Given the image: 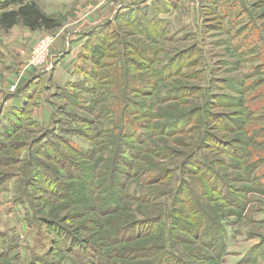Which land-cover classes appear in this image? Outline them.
I'll return each instance as SVG.
<instances>
[{"label":"rangeland","instance_id":"374dc122","mask_svg":"<svg viewBox=\"0 0 264 264\" xmlns=\"http://www.w3.org/2000/svg\"><path fill=\"white\" fill-rule=\"evenodd\" d=\"M25 1L34 2L44 15L58 22L57 25L59 26L55 31L38 30L36 32L19 25L9 31L0 28V112L10 113L13 110L12 106H16L12 118L0 119V231L6 234L8 242L20 246L18 253L23 256L18 259L17 254L12 252L11 256L6 255L4 259H0V264H34L30 258L32 253L45 255L46 251L51 249L52 238L47 235L46 227L42 225L41 220L48 217L51 210H59L60 207L67 206L64 204H69V202L62 200V202H59L55 197L44 193L43 191L48 190V181L36 180L35 172L41 170L49 174V179L56 185L64 181L73 184L80 178L85 179L88 174V167L92 165H88V163H84L78 158L77 161L75 160V165H73L71 159L67 163L66 156H59L52 151L62 149L69 157L76 158L70 150V146L64 143L65 137L72 136L83 149H93L94 147L100 151L97 154L98 158L96 155L97 162L93 182L95 195L92 197L94 202L90 203L92 207L87 216L91 219L102 220L103 223L110 220L108 219L110 217L108 214H100L98 210L99 202L96 200L100 198L102 191L106 189H98L97 185L98 183L111 181V178L106 176L105 172L109 168L111 172V164L113 163L111 160L117 154L115 152L117 141L112 139L115 136L113 135L110 139L112 142L114 141L113 143H106L105 140L108 134H97L98 130H105L106 126H102V124L107 120H83L84 117L89 118L92 116V114L89 115L91 111L88 113L75 104V101H79V99H92L93 95L70 86L71 84H82V82L91 85L93 81L91 82L88 79L84 71L88 68V64L92 69L93 67H101L100 62L102 59H104V63L110 62L111 59L108 58L110 52L108 54L104 52V54L93 55L91 52L93 45H89L90 48L86 47L85 53L82 52L86 43L84 36L98 28V26L106 24L109 15L105 14L107 15L103 18V21H105L94 26L99 22V7H90L79 1L67 4L62 3V0ZM240 1L245 2L246 15L236 23L238 28H243L248 24L244 33L248 35V39H243L244 35H241L239 40L243 39L244 45H248V42H254L259 48H257V51L262 52V63L257 59L252 62L251 59L245 61L240 51L232 48L237 40L232 37L233 34L232 36L228 35L225 29L221 28L222 24L224 25L230 19L222 21L217 15L211 14L208 11L210 8L209 0H175L174 6L171 7V9L174 7L173 11L165 17L167 31L173 36L164 42L155 41L153 37L157 33V24L151 18V13L144 14V16H149L151 19L142 18V15L136 13L134 19L130 17L118 20L119 30H115L118 33L117 38L116 34H110L112 29L111 32L108 31L115 38L114 42H117V39L120 38L126 49L130 51V48H132L135 52L132 57L125 58L128 60L127 68L130 69V60L134 66L129 76L130 79L132 77L136 80L135 85L137 88H143L144 80L150 74H153V71L150 70L151 65L145 59L146 53L142 50L151 48L152 53L157 55L159 60L155 65V70L167 65L168 61L189 65V68H184L182 71L179 66L174 67L172 70L168 67L170 68L169 74H176L181 71V75L168 77L166 78L167 82L161 81L162 78L158 79L160 88L170 86V81L175 82L176 85L178 84V87L198 86L201 89L196 93V97L189 99L188 102L196 101L197 103H193L195 106L201 105L202 99L199 100V98L204 94L206 101L208 100V103L211 104V107L205 108L204 117L210 119L212 113H220L219 116L224 114L223 122H221L223 124L219 126L218 132H208L214 134L213 137H217L219 140L213 138L208 142L204 141V145L196 151L197 157L200 160L202 159L206 165L199 167L200 172L183 173L186 185L183 189V195L177 194L178 192L175 191L178 181L177 176H179L177 173L182 172L178 167L183 163L185 156L188 157L195 151L196 141L199 142L200 138L195 139L194 134L181 133L177 131V128L176 133L174 131L167 133V135L170 134L169 139L165 138L164 132H161L154 139L155 141L164 140V142L170 144L172 150L169 156L159 155L161 156L159 157L155 154H145L142 155L143 160H139L141 165L153 162L154 165H160L162 168L169 169L170 173H175V178L170 180L168 184H164V194L169 193L164 199L159 200L155 205L132 200V197L143 195L150 191L152 187L147 184L149 177L147 174L131 178L132 169L130 167L132 165L130 164H137L138 161H130V156H126L125 159L120 158V160H123V166L126 169H123L122 173L120 172V176L112 177L116 178L117 182H124L117 185L116 190L114 187L121 200L119 212L111 217L116 223H124L128 220H135V222L153 221L160 218L161 215L167 214L173 230L174 226L184 228V232H175L176 235L183 238L188 237L186 235L193 234L195 231V220L201 215V212L198 216L194 214L196 210L201 211V209H204L205 214L212 215V211L217 209L219 212L226 213L225 217L228 215L224 219L228 225L226 261L224 262L217 255H215L217 257L213 256V253H207L201 241L193 243L191 238L187 247H177L183 258L187 257L186 263L189 264L191 262L193 264H238L241 260L243 261L241 264H264V221L260 222V220H264V166H260V158L255 153L264 154V109H260V106L264 103V70L262 73V70L258 67L264 64V0ZM131 2H136V0ZM164 5L169 6L168 4ZM1 13L2 11H0V15ZM117 13L116 11L112 18ZM91 18L93 19L92 23L89 22ZM248 18L252 19V22H248ZM14 29L16 31L24 30L25 39L22 43L13 33ZM189 33L196 34V38H193V36L186 37ZM54 37L56 43L50 47L45 60L37 63L38 60L33 58L35 46L40 45L44 38ZM102 38L100 37V39ZM56 44L62 46L60 55L68 54L69 56L68 60L60 65V60L56 62L57 59L52 57L51 49ZM196 44L201 46L199 52H194ZM104 48L105 45L103 44L102 50ZM19 50H22V52ZM81 54L85 62L81 60ZM72 59L73 63L71 64ZM202 59L212 69L211 78L208 81L205 78V67L199 65V61L202 62ZM113 67L107 68L104 66L100 71L113 72ZM251 67L255 72L260 69L261 74L253 75V70H249ZM196 71L198 73L194 75L195 77H186L189 73ZM248 72L251 76H248ZM120 75L123 74H119L118 77ZM114 76L112 79L117 78L116 74ZM89 77L92 78L90 75ZM153 78L156 80L155 76ZM107 82L110 81L108 80L104 84H107ZM130 85L132 86L131 83ZM112 87L108 84L104 88L111 89ZM182 93L184 97L186 92ZM18 94V101L15 102L13 98L15 99ZM165 103L162 107L156 108L161 112V115L166 114L165 108L172 104L169 101ZM212 104L217 108H213ZM176 106L180 109L172 106L176 109V114H182L185 108L182 101L178 100ZM94 110L95 108L92 111ZM61 114L69 116V119L76 120H68ZM56 115L60 116L59 118L66 123V133L62 135V139H52L51 147L43 149L37 146L34 153L29 152L28 149L31 144H37V141L46 132L50 131L52 121L56 120ZM26 118L30 119L27 120ZM197 118L201 119L203 117H200V113H198ZM30 120L34 125H31ZM182 121L185 122V120ZM135 122H131L129 127H132V123ZM139 122L144 123L148 120H140ZM150 122L151 124L157 123L154 120H150ZM100 126L102 127L100 128ZM221 127L227 130H222ZM86 132L92 136L90 142L85 138ZM80 134L83 135L80 136ZM204 139H208L207 136L206 138L204 136ZM130 140L128 139L127 142L134 145ZM102 141H104L103 144L99 143ZM109 145L114 147L112 157L109 155L111 154L109 152L112 151L110 150L112 147ZM227 163L231 165L230 168H228ZM84 168L85 172L83 173L81 169ZM55 174L59 175L58 178ZM212 174L214 177L215 175H221V182L228 181L229 186L236 191L233 195L235 204L231 202V199L221 201L214 196L220 177L214 178ZM74 176H77V179H73ZM85 180L90 182V178ZM91 180L93 181V179ZM23 181H28V185L31 186L27 191L30 193L28 196L34 209L28 204L26 208H23L22 205L18 206L13 202V199L16 198L15 187L21 186ZM123 186H125L124 189H122ZM157 188H160V186ZM179 195L180 202L177 205L174 200ZM72 200L70 199V201ZM176 208L183 211V213H180L181 217L175 214ZM63 211L58 221H64L65 223H61V226L69 230L89 222L88 218L86 220L81 217L77 213L79 211L73 208H70L67 212ZM171 215L173 218H171ZM175 217H177L176 220L179 219L180 221L174 223ZM28 221L33 225H30ZM162 230L164 232V229L161 228L157 236L162 235ZM84 235L88 236L87 233H84ZM193 236L195 238V234ZM64 239L68 240V238ZM145 241L148 240L134 241L133 243L136 244L133 247H137L136 249L139 246L144 248ZM7 246L6 241L0 237V253L3 250L5 251ZM148 246L150 245L148 244ZM251 248H253V253L249 254ZM79 250L78 247H70L69 250L54 257L59 258L64 263L77 264L76 255L79 254ZM150 250L152 249L149 247V250L146 251L147 255L139 257V260L134 263L156 264L153 258L149 257L151 255ZM144 251H141L139 256L144 254ZM87 255L89 256L88 264H92V262L98 264L100 262L93 260L95 256H92L91 253H87ZM52 258L47 257V260L50 261Z\"/></svg>","mask_w":264,"mask_h":264},{"label":"trees","instance_id":"16d2710c","mask_svg":"<svg viewBox=\"0 0 264 264\" xmlns=\"http://www.w3.org/2000/svg\"><path fill=\"white\" fill-rule=\"evenodd\" d=\"M175 0H139L132 4H130L128 7L121 9L118 11V13L112 18V20L106 22V24H103L101 26H98L95 30H93L90 33H87V35L84 36V39L86 43L83 47V53L86 51V47H89L93 45L92 48V54H108V58L111 59L109 63H104V59L101 60V67H96L90 69L89 64L88 68H86L84 71L92 82L90 85L87 82H82L76 85H70L72 88H78L81 89L87 93H90L93 95L92 99L84 100L79 99V101H75V104L78 105L80 108H82L86 112H90L92 116L89 118L84 117L83 120H98L103 119L107 120L104 121L102 126H106L105 130L97 132L98 135H107V138L105 140L106 143H113L116 139L117 143V150L115 151L117 154L116 156L111 160L113 163L111 164V172L110 168L107 169V172H105L106 176L111 178V181L108 183H98L97 187L98 189L105 188L106 190L102 191V194L98 200H96L98 203V210L100 214L102 215H109L110 220H107L106 222H102V220H96L95 218L91 219L88 218L87 215H89V210L91 209L90 203L93 201L92 197L95 195L93 182L95 179V171H96V155L100 152L98 149L94 148H86L83 149L80 147L76 141L68 135V137H65L64 143L68 144L70 146V150L72 153L75 154L76 158L69 157L65 154V151L62 149H54L53 152H56L59 156H66L67 163L70 162V159L73 162V165H75V160L77 161V158L84 161V163L92 164L87 170L88 174L86 175V178H90V182H88L85 179L80 178V180L74 182L73 184H70L68 182H61V184L56 185L54 182H52L49 179V174L42 172L41 170H37L35 172L36 180L39 181H48L47 182V188L48 190L43 191L44 193H47L57 201H67L68 203H65L64 207H60L59 210H51L48 214V217L43 218L41 220V223L43 226L46 227L47 235L51 236L52 242H51V249L46 251L45 255H37L36 253L31 254V261L33 260L34 264H68L64 263V261H60L59 258H55L59 253H64L65 251L69 250L70 247H78L80 248L79 254L76 255L77 257V264H88V255L87 253H91L92 256L94 255L95 258L93 260L100 261L98 264H135L136 260H139V257H143L146 254V251L149 250V247L152 249L150 258H153V261L156 264H189L186 263V258L181 255L182 253L178 252V246H185L187 247L189 245L190 239H193V243L196 241L203 244L205 249L207 250V253H213L223 259V261H226V257L228 253L227 247H228V225L227 221L224 220L228 217L224 216L226 213L219 212L217 209L212 211L211 214H205V210L201 209L196 210L194 209V214L197 216L199 213L201 214L199 217H197V220H195V231L193 234H188L186 236L188 237H179L175 234V232H184V228H179L174 226L171 227L169 217L168 215H161L160 218H156L153 221H141V222H135L134 221H126L124 223H116V221L112 220L111 217L115 216L117 212H119V207H121L120 203V195L119 193H116V187L117 185L124 183V182H117L116 178L112 177H118L120 176V172L124 171L126 167L123 166V160H120V158H124L126 156H130V161H138L137 164H130L132 165L130 169H132V172L130 173L131 178L137 177L139 175L147 174L149 175L147 179V184H149L152 188L150 191L143 195H136L135 197H132V200L144 202V203H150L154 204L158 203L159 200L164 199L169 193L163 192V189L165 188L164 184H168L170 180H173L175 178V173L171 172L167 168H162L160 165H154L153 162H150L148 164L141 165L139 160H143V156L145 154L150 155H163V156H169L170 151L172 150L169 143L164 142V140H154L158 135H160L161 132H164L165 138L169 139V135L167 133L174 131L176 133L177 131H180L181 133H184L186 135L194 134V138H200L199 142L196 141V147L195 151L192 152L188 157L185 156L183 163L180 164L178 167L180 171L178 181L176 184L175 191H177V194L183 195V189L186 186L184 183V176L183 173H193L195 171H201L199 167L201 165H206L205 162L197 157L196 151L201 148V146L204 145V141L212 140L214 138L219 140L217 137H213L214 134H210L208 132L214 131L218 132L220 129L219 126H221V122H223L222 118L224 117V114L220 113H212V118L207 119L205 118L204 110L205 108H208V106L211 107V104L208 103V100L206 101V98L204 94L199 98L202 99V104L195 106V102L189 103V99H194L196 97V93L201 89L200 87L195 86H181L178 87V84L176 85L175 82L170 81L171 85L166 86V88H160L158 79H161V81H166L168 77L172 76H179L181 75V71L184 68H189V65H184L180 63H172V61H168L167 65H163L160 69L155 70V65L158 63V56L154 55L152 53V49H142L145 51V59L148 61V64L151 65L150 70H152L153 74H150L149 77H147L144 80V87L139 89L136 87L135 83L136 80L134 78L129 76V73L131 75V71L133 69L132 62L130 60V69L127 68L128 60H126L125 57H132V55L135 54L133 52V49L130 48V51L126 49V47L123 44V41L118 38L117 42H114V37L110 34H116L117 38V32L119 30L118 26V20L120 19H128L132 17L134 19V15L136 13L142 15V18H149L154 19L156 22V30L157 33L153 35L155 38V41H167L172 37L173 35H170L167 31V22L165 20V17L170 15L173 11L172 6H174ZM164 4H168L169 6H165ZM209 12L211 14L217 15L222 21L225 19H230L222 24L221 28L225 29L226 33L228 35L233 34V38L237 40V43L235 45H232V48L236 51H240L242 54L241 56L244 58L245 61H254L257 59V61H261L262 63V52H258L256 44L254 42H248L249 44L244 45V40L246 39L248 35L244 34L245 30H247V25H245L243 28H238L237 23L239 19H241L243 16L246 15L245 12V2L243 3L240 0H209ZM241 5L243 8L241 9ZM17 7V8H14ZM244 9V10H243ZM0 11H2L0 15V28L9 31L12 30L16 26H22L27 29H29L32 32H36L38 30H45V31H55L59 25L58 22L55 20L47 17L44 15L37 5L30 1L26 2L25 0H0ZM207 12V11H206ZM151 18L149 16H144V14H150ZM144 16V17H143ZM140 18V16H139ZM252 19L248 18V22H250ZM231 21V23H230ZM233 22V23H232ZM252 22V21H251ZM112 29V32L110 31ZM116 30V31H115ZM108 31L111 33L109 34ZM91 35V36H90ZM241 35H244V38L239 40V37ZM115 36V35H114ZM192 37L196 38V34L189 33L186 35V37ZM100 37H103L100 39ZM158 39V40H156ZM187 39V38H185ZM248 39V38H247ZM113 41V42H112ZM103 44L105 45V48L102 50ZM109 46H108V45ZM90 45V46H89ZM113 46V47H112ZM110 49H109V48ZM139 48V47H138ZM137 48V49H138ZM201 48L200 45L196 44V47L194 49V52H199V49ZM259 49V48H258ZM137 51V50H136ZM195 54V53H194ZM90 55V54H89ZM258 56V58H257ZM107 57V56H106ZM249 57V58H248ZM81 60H83V56L81 54L80 56ZM248 58V59H245ZM84 61V60H83ZM85 62V61H84ZM184 63V62H183ZM202 65L205 67V78L208 81L209 78H211L212 69L208 65V63L202 59V62L199 61V65ZM106 66L107 68L113 67V72H109L107 70L101 72L100 69L102 67ZM179 66L181 68V71L176 74H169V69L171 70ZM170 67V68H168ZM263 73L264 70V64L258 66ZM148 66L146 67V69ZM98 69V70H97ZM260 69H258L257 72L253 70V67H251L249 70H253V75H259L261 74ZM208 70V72H207ZM83 71V72H84ZM198 72H191L189 75H186L187 78L195 77ZM202 73V72H201ZM250 72H248V76ZM116 74L117 78L112 79V77ZM119 74L120 75L118 77ZM200 74V73H199ZM92 76L91 77H89ZM156 77V80H154ZM246 76V75H244ZM115 77V76H114ZM97 80V81H96ZM107 84H104L106 81ZM203 80V79H202ZM141 81V80H140ZM85 83V84H84ZM132 84V86L130 85ZM35 84V83H34ZM81 84V85H80ZM84 84V86H82ZM108 84L112 85L113 87L111 89L104 88ZM106 85V86H105ZM82 87V88H81ZM208 89L206 90V92ZM186 92L185 96L183 97V93ZM19 94L13 98L15 102L18 100ZM178 100L182 101L185 108L182 111V114H176L175 108L176 102ZM196 100V99H195ZM205 100V102H204ZM114 101L113 103H111ZM172 103L171 106H168L165 108L166 114L161 115V112L156 110L157 107H162L165 102ZM14 102V103H15ZM78 103H84L78 104ZM197 103V102H196ZM217 103V102H212ZM166 104V103H165ZM125 105V106H124ZM127 105V106H126ZM197 105V104H196ZM124 106V107H123ZM174 106V107H172ZM213 108H217L212 104ZM129 107V108H128ZM13 110L16 108L15 105L12 106ZM95 108L94 111H92ZM260 109H264V103L260 106ZM13 110L7 114H4L0 112V119H10L12 118ZM180 110V109H179ZM209 110V109H208ZM202 111V114H201ZM9 113V114H8ZM63 113V112H61ZM180 113V112H179ZM200 113V117H203L201 119L197 118V114ZM65 116L68 120H76V119H69V116H66L65 114H61ZM60 116L56 115V120L52 121V128L50 131L46 132V134L41 137L37 144H31L28 151L31 153H34L36 150V147H42L43 149H46L48 147H51L52 139H62V135L65 134V122L59 118ZM29 120L30 118H26ZM32 120V119H31ZM31 125H34L33 122H31ZM78 120V119H77ZM140 120H148V122L141 123ZM150 120L157 121V123L151 124ZM182 120H185L183 122ZM136 121L135 123H132V127L130 126V123ZM159 121V122H158ZM100 126V128L102 127ZM222 130H227L226 128L221 127ZM231 131V130H230ZM112 132H116L115 134ZM180 134V133H177ZM83 134H80L82 136ZM115 136V138H112V136ZM131 135V137H130ZM204 136L208 139H204ZM87 132L85 138L90 142L92 140ZM130 137V138H128ZM114 139L112 142L110 139ZM128 139H131L133 144H130V142H127ZM130 140V141H131ZM257 140V138H256ZM95 141V140H94ZM101 144L104 143V141L99 142ZM105 143V144H106ZM94 144V143H93ZM207 145V144H206ZM112 147V150L110 157H112V153H114V147L112 145H109ZM54 148V146H53ZM95 149V150H94ZM96 151V152H95ZM105 151V150H104ZM255 152V151H254ZM164 153V154H163ZM260 158V166H264V154L261 155V153H257ZM162 156V157H163ZM253 156V155H251ZM161 157V156H159ZM98 158V155H97ZM99 162V161H98ZM228 168L231 167L230 164L227 163ZM259 166V167H260ZM124 169V170H123ZM205 169V168H204ZM84 169H81L83 173L85 172ZM172 171V170H171ZM206 171V170H205ZM204 171V172H205ZM31 173V172H29ZM48 176H47V175ZM171 174V178H170ZM28 175V173H27ZM29 176V175H28ZM56 178L58 176L55 174ZM161 176L158 180L157 178ZM89 177V178H88ZM212 177L214 175L212 174ZM220 177L217 183V191L214 192V196L218 197V200L226 201L227 199H231V202L235 204L233 195L236 191L232 189L229 186L228 181L221 182V175H215L214 178ZM103 178V176H102ZM225 178V177H224ZM72 179V178H71ZM73 179H77V176H74ZM93 179V181L91 180ZM186 181V180H185ZM54 183V184H52ZM162 185V186H161ZM264 185V184H263ZM160 186V188H157ZM28 181H23V184L21 186L15 187V197L13 199L14 204L16 205H22L23 208H26V205L28 204L32 209H34V206L32 204V201L30 200V197L28 194H30L27 190L29 189ZM115 187V190H114ZM156 187V188H155ZM125 186H123L122 189H124ZM173 190V189H172ZM238 191V190H237ZM179 197H175V200L177 205L179 204ZM76 197L78 198L76 200ZM183 197V196H182ZM181 197V198H182ZM75 198V199H74ZM70 199H73L70 201ZM62 200V201H61ZM94 202V201H93ZM70 208H73L79 212L78 215H80L83 218H88V223H83L80 226H76L73 229H67L64 226H61V223H65L64 221H58L59 216L62 215L63 212L69 211ZM175 211L179 217L182 215L180 213H183L182 210L176 208ZM36 214V213H35ZM231 215V214H230ZM229 215V216H230ZM58 217V218H57ZM195 217V218H196ZM171 218L173 216L171 215ZM28 219V218H27ZM177 217L174 218V223ZM200 219V220H199ZM87 220V219H86ZM180 221V220H179ZM29 222V221H28ZM30 225H33L31 222H29ZM108 223V224H107ZM37 224V223H35ZM116 225V226H115ZM161 228L164 229V232L162 230V235H158ZM109 229V230H106ZM173 232V233H172ZM84 233H87L88 236H85ZM195 234V238L194 235ZM0 237L3 238L6 241L7 247H5V251L3 250L0 253V259H4L6 255L17 254L16 257L18 259L20 256H22L19 252L20 246L16 243L8 242V239L6 237V234L0 231ZM190 237V238H189ZM68 238V240L64 239ZM139 240H148L144 243V248L141 246L133 247L134 241ZM187 241V243H186ZM132 243V244H130ZM126 244V246H124ZM148 244L150 246H148ZM131 245V246H130ZM139 245V244H138ZM193 246V244H192ZM63 247V248H62ZM145 250L144 254H141L139 256L140 252ZM16 252V253H15ZM9 253V254H5ZM253 253V248H251L250 253ZM195 254V252H194ZM215 256V257H217ZM23 257V256H22ZM47 257H54L52 260L48 261ZM218 257V258H219ZM243 261H239L238 264H241ZM92 264H95V262ZM190 264H193L192 262Z\"/></svg>","mask_w":264,"mask_h":264},{"label":"crops","instance_id":"0c3cea01","mask_svg":"<svg viewBox=\"0 0 264 264\" xmlns=\"http://www.w3.org/2000/svg\"><path fill=\"white\" fill-rule=\"evenodd\" d=\"M62 1H63L62 3H64V4L79 1V2L86 4L90 7H92V6L99 7V14H98L99 22L94 24V26L99 25L105 21V20L103 21V18L105 16H107L105 14L109 15V19H107V20L110 21V20H112V16L115 14L116 11L118 12L121 9L126 8L130 4H132L131 2H127L126 0H111V1H109V0H62ZM89 22L92 23L93 19L91 18L89 20ZM13 33L15 34L16 38L19 41H21V43H22L23 40L25 39L24 30L20 29V30L16 31V29H14ZM61 47H62L61 45L56 44L51 49L52 50V57L57 59L56 62H58V60H60L59 65L63 64L62 62L67 61L69 58L68 54H66V55L64 54L63 56L60 55V53L62 52V49L60 50ZM19 51L22 52V50H19ZM69 61H71V60H69ZM72 63H73V59L71 61V64ZM263 221L264 220H260V222H263Z\"/></svg>","mask_w":264,"mask_h":264},{"label":"built area","instance_id":"2783aa9c","mask_svg":"<svg viewBox=\"0 0 264 264\" xmlns=\"http://www.w3.org/2000/svg\"><path fill=\"white\" fill-rule=\"evenodd\" d=\"M127 2H131L132 0H126ZM138 1V0H136ZM134 3V2H131ZM56 43V38H44L41 41L40 45H36L33 51V58L34 60L37 59L38 62L40 63L45 60V57L49 53L50 47Z\"/></svg>","mask_w":264,"mask_h":264}]
</instances>
